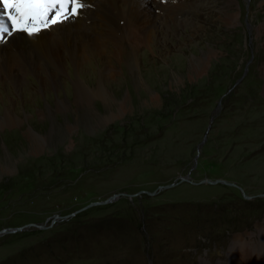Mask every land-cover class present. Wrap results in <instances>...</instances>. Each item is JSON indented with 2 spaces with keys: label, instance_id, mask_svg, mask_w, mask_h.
<instances>
[{
  "label": "rangeland",
  "instance_id": "374dc122",
  "mask_svg": "<svg viewBox=\"0 0 264 264\" xmlns=\"http://www.w3.org/2000/svg\"><path fill=\"white\" fill-rule=\"evenodd\" d=\"M227 2L181 0L183 26L139 50V84L115 64L104 83L127 112L95 98L99 119L70 81L47 97L30 80L29 99L0 73L20 118L0 128V232L23 228L0 236V264H237L264 243V0ZM202 54L205 71L189 76ZM99 81L86 83L98 93ZM46 104L56 137L34 152L29 128L49 133Z\"/></svg>",
  "mask_w": 264,
  "mask_h": 264
},
{
  "label": "bare ground",
  "instance_id": "6f19581e",
  "mask_svg": "<svg viewBox=\"0 0 264 264\" xmlns=\"http://www.w3.org/2000/svg\"><path fill=\"white\" fill-rule=\"evenodd\" d=\"M228 1L230 6L234 0ZM164 2L165 0H83L84 7L78 10V15L61 23L41 27L39 32L32 35L15 31L12 35H7L1 41H5L7 45L0 44V73L4 72L16 89L23 86L22 95L29 99H32L35 91L31 87L35 84H30V80L40 84L41 92L46 89L44 95L47 97H53L55 91L68 84V87H72L75 103L81 105L87 99L88 107L99 119L100 114L92 106L95 98L100 99L108 108L116 103L119 112H127V97L116 100L108 89L110 87L104 82L115 80L114 77L120 73L115 66L117 62L125 63L127 72L130 71L136 84L141 82L138 74L139 50L143 47L149 50L157 42L154 40L166 32L168 25L183 26L186 21L176 20L173 16L175 10H183L185 4L181 0H168L162 4ZM236 15L235 12H229L228 23L232 24ZM0 19H3L1 13ZM124 44L128 47L126 51L123 49ZM124 54L126 57H123ZM38 57L40 61L37 60ZM209 59L206 54H202L199 59L193 57L189 63V76L194 75L193 73L201 75ZM67 63L71 69L69 73ZM152 66L158 69L155 65ZM28 75L29 78L26 79ZM97 75L100 77L98 88L96 87L99 92L95 93L90 90L93 87L86 82ZM118 79L120 82L116 83L121 84L123 78ZM64 81L70 82L66 84ZM0 84L4 85L3 82ZM3 97H8V94L0 98V128L18 126L20 118ZM67 101L60 98L56 101L61 114L70 108ZM39 112L42 119L49 120L50 130L48 134L42 135L29 128L30 150L34 152L42 150L47 144L52 145L56 137L53 133L55 121L51 108L46 104V111ZM64 121V126L70 128L71 124L65 119ZM242 249L237 256V264L250 263L246 258L253 259L255 255L251 252L250 245ZM263 254L258 252L256 255L260 257Z\"/></svg>",
  "mask_w": 264,
  "mask_h": 264
},
{
  "label": "snow or ice",
  "instance_id": "6c2138e0",
  "mask_svg": "<svg viewBox=\"0 0 264 264\" xmlns=\"http://www.w3.org/2000/svg\"><path fill=\"white\" fill-rule=\"evenodd\" d=\"M83 0H0V41L15 32L29 35L78 15ZM51 17V18H50ZM11 29V30H10Z\"/></svg>",
  "mask_w": 264,
  "mask_h": 264
},
{
  "label": "water",
  "instance_id": "95a60500",
  "mask_svg": "<svg viewBox=\"0 0 264 264\" xmlns=\"http://www.w3.org/2000/svg\"><path fill=\"white\" fill-rule=\"evenodd\" d=\"M169 187L171 186H166L164 187L165 189H169ZM115 197L109 199L108 201H105L104 203H108L114 200ZM76 215V213H74L73 215L69 216L68 219H70L71 217H74ZM29 227V226H28ZM23 230V228H17V229H6L0 232V236L4 235V234H8V233H15V232H21Z\"/></svg>",
  "mask_w": 264,
  "mask_h": 264
}]
</instances>
